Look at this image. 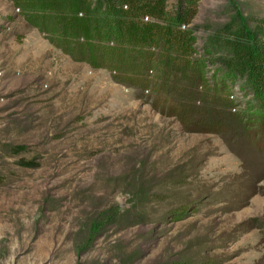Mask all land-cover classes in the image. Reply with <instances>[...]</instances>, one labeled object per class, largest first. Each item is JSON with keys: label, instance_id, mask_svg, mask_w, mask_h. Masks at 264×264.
Wrapping results in <instances>:
<instances>
[{"label": "rangeland", "instance_id": "374dc122", "mask_svg": "<svg viewBox=\"0 0 264 264\" xmlns=\"http://www.w3.org/2000/svg\"><path fill=\"white\" fill-rule=\"evenodd\" d=\"M154 1L205 86L242 78L255 139L184 130L32 26L44 2L0 0V264H264V0Z\"/></svg>", "mask_w": 264, "mask_h": 264}, {"label": "trees", "instance_id": "16d2710c", "mask_svg": "<svg viewBox=\"0 0 264 264\" xmlns=\"http://www.w3.org/2000/svg\"><path fill=\"white\" fill-rule=\"evenodd\" d=\"M34 1L45 4L37 7L40 14L31 16L32 26L43 33H61L55 38L58 48L93 68L110 70L116 83L146 98L152 110L174 117L184 130L198 128L201 133L219 136L228 147L234 137L255 139L254 116L238 111L241 105L230 101L227 94L232 88L230 79L237 82L242 78L226 66L225 76L205 86L207 65L196 58L190 39L175 24L161 26L141 13L145 8L154 9V0H98L96 11L87 0ZM48 11L58 15L50 16ZM80 11L90 16L79 19L76 13ZM145 16L148 21L143 20ZM246 82L251 85L243 88L247 95L251 88L255 92L259 88L255 79Z\"/></svg>", "mask_w": 264, "mask_h": 264}, {"label": "built area", "instance_id": "2783aa9c", "mask_svg": "<svg viewBox=\"0 0 264 264\" xmlns=\"http://www.w3.org/2000/svg\"><path fill=\"white\" fill-rule=\"evenodd\" d=\"M124 8H125V7H124ZM143 20H144V21H148V17L145 16V17L143 18Z\"/></svg>", "mask_w": 264, "mask_h": 264}]
</instances>
